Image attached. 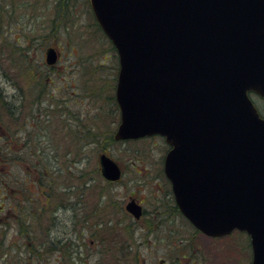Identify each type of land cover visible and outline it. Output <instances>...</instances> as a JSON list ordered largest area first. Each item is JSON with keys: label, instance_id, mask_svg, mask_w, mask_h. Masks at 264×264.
Here are the masks:
<instances>
[{"label": "rangeland", "instance_id": "obj_1", "mask_svg": "<svg viewBox=\"0 0 264 264\" xmlns=\"http://www.w3.org/2000/svg\"><path fill=\"white\" fill-rule=\"evenodd\" d=\"M94 23L89 0H0V89L17 117L9 126L0 110V144L7 136L17 142L16 162L2 170L26 208L17 215L29 221L28 237L14 219L0 227V264H35L40 253L36 264H62L54 259L58 239L66 253L75 250L64 264H250L247 234L211 238L172 212L164 138L114 139L118 56ZM48 47L58 52L52 66L45 63ZM250 97L264 116V102ZM102 153L121 167L117 182L101 176ZM22 192L31 200L23 202ZM131 199L143 208L139 220L125 210ZM33 202L43 205L42 215L32 212ZM58 203L65 206L49 218ZM46 236L49 244L39 241Z\"/></svg>", "mask_w": 264, "mask_h": 264}, {"label": "water", "instance_id": "obj_2", "mask_svg": "<svg viewBox=\"0 0 264 264\" xmlns=\"http://www.w3.org/2000/svg\"><path fill=\"white\" fill-rule=\"evenodd\" d=\"M89 1L118 55L114 139L163 136L181 214L210 237L246 232L250 264H264V118L247 94L264 98V0ZM98 163L120 179L111 157ZM125 210L142 215L134 199Z\"/></svg>", "mask_w": 264, "mask_h": 264}, {"label": "trees", "instance_id": "obj_3", "mask_svg": "<svg viewBox=\"0 0 264 264\" xmlns=\"http://www.w3.org/2000/svg\"><path fill=\"white\" fill-rule=\"evenodd\" d=\"M94 25H95V27H97L98 30L101 31V29L99 28L97 23H94ZM103 36L106 38V36L104 34H103ZM111 48H112L111 50L114 51L113 47H111ZM3 75L5 76L6 79L11 80V78H8L7 73H4ZM41 92H43V90ZM43 93H45V92H43ZM6 99H7V97L4 94V90L0 89V110L3 111L4 114L7 116L6 120H7V124L9 125V124L15 123L17 117L14 116L15 115L14 103L12 101H7ZM21 125H22V123H21ZM6 130H7V128H6ZM2 138H3V136H2ZM111 140H112V138H111ZM3 141H4V143L1 142V144H0V194L4 193L7 196L8 200H7V203L5 206L0 205V227L2 228V226L7 224L6 221L9 222V220L12 221V219H14L16 221L17 225H19L20 231L23 232L24 234H26V236H27V234L29 236V232L26 230V228L29 224V221L27 222L26 219L22 218L20 215H17L18 213L26 212V208H23V207L19 208L20 202L16 201L12 195V192L14 189V186H13L14 182H12V180L10 181L11 183L5 181L4 180L5 178L3 177L5 175V173L2 170V167L6 166L7 162H11L10 164H13L16 162V160L14 158V154H15L14 149L16 148L15 146H16L17 142L13 143V140L9 139L8 136ZM28 174H30V172ZM29 182H31V181H29ZM48 185H49V182H48ZM36 187L37 186H35V188ZM27 189H29V188L27 187ZM22 195L25 197L23 202L26 200H29V201L31 200V197H29L26 193L22 192ZM0 198H2L4 200L3 196H1ZM54 199H55V196H54ZM60 200H62V199H60ZM33 203H35V202H33ZM64 206L65 205L59 206V203H58L56 205V207H51L49 210V218L54 219L53 214L56 211V208L57 207H64ZM169 206H170V209L172 210V212H174L175 214L181 215L180 212L178 211V208L174 205L173 201H172V203L170 202ZM5 209H9L11 211L7 215H2L3 211ZM32 212H40V214L42 215V212H45V211H44L43 205H38L37 203H35V206H34ZM32 212L30 211V213H32ZM186 222L188 223L187 220H186ZM38 226L40 227V225H38ZM2 235H3V231H2ZM48 237L49 236H46L43 239H40L39 241L44 243L48 239ZM1 240H2V238H0V242H1ZM64 241L65 240H62V239L59 240L58 239V240H54L52 242V244H54V247H53L54 251L53 252H55V258L54 259L57 260L56 262H59V260H62V264H64L65 261H68V258H70L72 256V253L75 251V250H71L72 253H66L65 248L62 247L64 244ZM68 241H71V240L68 239ZM47 243L49 244V240H47ZM57 246H59V247H57ZM61 247H62V250H61ZM73 248L75 249L74 244H73ZM59 253H60V255H59ZM40 254H37L36 257H35V255L32 256L31 260L33 263H35V264L37 263V261L34 258L38 259V256H40ZM120 257L121 256H119V258ZM126 258H127V256L126 257L122 256V259H126ZM29 263H30V261L27 262V264H29Z\"/></svg>", "mask_w": 264, "mask_h": 264}, {"label": "flooded vegetation", "instance_id": "obj_4", "mask_svg": "<svg viewBox=\"0 0 264 264\" xmlns=\"http://www.w3.org/2000/svg\"><path fill=\"white\" fill-rule=\"evenodd\" d=\"M251 94L264 102V100L262 98H260L256 93H251ZM0 139H2V135L1 134H0ZM171 252L175 253L176 251H175V249H173V250H171ZM142 264H146V261L143 260Z\"/></svg>", "mask_w": 264, "mask_h": 264}]
</instances>
